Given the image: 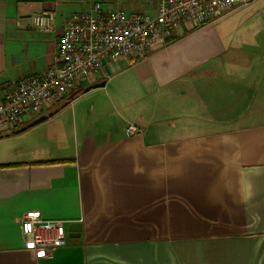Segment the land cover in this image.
Listing matches in <instances>:
<instances>
[{"label":"crops","instance_id":"1","mask_svg":"<svg viewBox=\"0 0 264 264\" xmlns=\"http://www.w3.org/2000/svg\"><path fill=\"white\" fill-rule=\"evenodd\" d=\"M98 2L159 4L0 0V99L54 63L66 19ZM44 9L52 31L32 24ZM228 14L106 62L60 105L0 131V264H264V0ZM33 210L68 222V244L42 259L19 221Z\"/></svg>","mask_w":264,"mask_h":264},{"label":"built area","instance_id":"2","mask_svg":"<svg viewBox=\"0 0 264 264\" xmlns=\"http://www.w3.org/2000/svg\"><path fill=\"white\" fill-rule=\"evenodd\" d=\"M252 1L159 0L155 14L105 10L98 2L92 11L74 12L58 32L55 62L42 73L24 77L6 89L0 99V131L16 129L25 116L35 117L60 105L106 62L149 56L167 39L178 38ZM55 22L54 9L32 16L33 26L44 31H52ZM126 132L136 135L143 131L130 123ZM19 221L27 248L36 259L50 256L69 242L68 222L43 219L39 210L24 213Z\"/></svg>","mask_w":264,"mask_h":264},{"label":"water","instance_id":"3","mask_svg":"<svg viewBox=\"0 0 264 264\" xmlns=\"http://www.w3.org/2000/svg\"><path fill=\"white\" fill-rule=\"evenodd\" d=\"M106 84V81H103V82H99V83H96V84H93V85H90L88 87H86L84 89V92H87L89 91L90 89H93V88H97V87H102ZM55 112H57V110L55 111H52L48 114H43L41 115L40 117H38L36 120H34L29 126H33V125H36L44 120H46L48 117L52 116ZM26 128H28V126L20 129V130H17V132H20V131H23L25 130ZM81 230V226L79 223H70L68 224V231L69 232H74V234H70L71 237H79V232ZM77 233V234H76Z\"/></svg>","mask_w":264,"mask_h":264},{"label":"rangeland","instance_id":"4","mask_svg":"<svg viewBox=\"0 0 264 264\" xmlns=\"http://www.w3.org/2000/svg\"><path fill=\"white\" fill-rule=\"evenodd\" d=\"M232 14V13H231ZM231 14H228V15H226V16H224V17H229Z\"/></svg>","mask_w":264,"mask_h":264},{"label":"trees","instance_id":"5","mask_svg":"<svg viewBox=\"0 0 264 264\" xmlns=\"http://www.w3.org/2000/svg\"><path fill=\"white\" fill-rule=\"evenodd\" d=\"M78 95V94H77ZM77 95H75L74 97H76Z\"/></svg>","mask_w":264,"mask_h":264}]
</instances>
